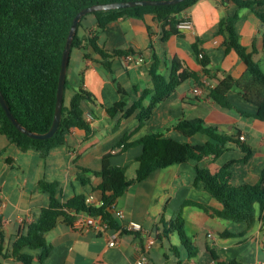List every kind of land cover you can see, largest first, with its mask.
I'll list each match as a JSON object with an SVG mask.
<instances>
[{"label":"crops","instance_id":"1","mask_svg":"<svg viewBox=\"0 0 264 264\" xmlns=\"http://www.w3.org/2000/svg\"><path fill=\"white\" fill-rule=\"evenodd\" d=\"M255 7L264 10V5ZM236 13L241 15L237 29L242 43L264 67V24L253 9L240 7L233 1L223 3L222 0H199L190 10L194 29H185L183 35L173 34L167 40L163 39L160 23L152 14L144 19L121 18L109 23L104 29L98 27L95 18H87V30H84L96 35L100 46L107 50L135 49L136 53L131 54L142 57L143 61L137 64L134 61L128 62L125 55L113 57L114 72L111 73L96 59L102 55L91 46L78 47L72 51L65 103L67 98L70 102L72 95L81 87L92 92L96 102L89 101L86 105L87 113L94 115L90 121L92 130L89 133L85 128L74 127L66 142L54 147L46 157L35 149H21L0 131V243L4 244L5 249L25 229L26 223L43 206L49 205L50 194L39 187L40 180H59L63 187V200L75 193L84 192L86 187L76 180L78 166L101 169L103 155L116 151L122 137L138 126L136 113L129 117H123V112L111 116L107 108L121 99L117 82L131 94L126 107L134 103L143 88L153 85L149 68L154 52L162 60L163 73L169 74L173 58L178 56L187 66L197 71L198 79L189 78L169 98L159 103L151 118L132 138L152 132H165L167 136L181 141L203 144L210 139L207 134L197 132L187 137L175 128L181 119L202 118L207 124L231 134H237L238 129H241L242 134L246 135L242 141L252 147L250 158L244 161L246 152L233 144L218 158L205 156L201 160L175 163L159 168L131 185L117 198L116 207L125 211L126 220L143 223L145 231L140 234L122 231L115 246L109 245L108 234L77 226L61 218L47 232V240L52 248L45 264H137L136 259L141 251L149 255L152 264H158L162 262L161 253L159 247L155 246L157 240L153 233L156 230L158 237L163 236L164 221L172 218L182 203L193 199L222 206L203 182L196 183L197 165L216 171L233 162L230 169L234 183L260 181L264 173V120L244 115L236 108L222 106L208 96V86L214 84L215 76L211 77L203 71L192 46L196 40L202 39L201 46L212 59L213 73L218 71L221 75L224 71L236 77L243 74L246 69L243 58L235 49L225 53L224 36L216 32L221 18ZM136 86L139 93L134 91ZM195 87H200L202 92L197 93ZM230 98L244 111L254 113L257 109L255 104L246 101L236 90L230 92ZM149 100L150 97H146L145 103ZM142 151L143 146L135 144L116 153L113 163L126 167L127 175L133 178L138 167L136 158ZM100 181L97 177L94 183L97 185ZM92 192L100 195L99 191ZM184 216L187 232L199 247V253L190 257L184 246L183 255L178 245H175L176 259L166 253L171 264H179V260L182 264H211L215 261L214 253L224 260L238 259L242 264H264V229L259 207L257 219L252 226L246 221H230L211 216L192 204L185 205ZM119 221L123 224V221ZM227 231L231 234H223ZM166 235L169 239L177 235L180 240L176 232ZM150 237L155 238L152 245L147 244ZM7 259L16 261L13 258ZM34 264H43L38 254Z\"/></svg>","mask_w":264,"mask_h":264},{"label":"trees","instance_id":"2","mask_svg":"<svg viewBox=\"0 0 264 264\" xmlns=\"http://www.w3.org/2000/svg\"><path fill=\"white\" fill-rule=\"evenodd\" d=\"M108 1L116 0H0V88L13 114L28 128L44 132L52 126L63 52L76 15L87 6ZM229 1L235 2L240 7L253 9L264 24V10L255 7L264 5V0H222L223 3ZM198 2L199 0H183L173 4L136 5L89 12L78 23L71 53L75 48L91 46L96 53L102 55L101 58L96 59L113 73V57H121L136 51L132 48L107 50L100 46L97 36L84 30H87L85 21L89 14L94 15L100 29L121 18L144 19L148 14H152L160 23L163 39L167 40L173 34H184L179 23L185 18L186 12ZM240 18L239 13L221 18L216 32L224 36L225 53L235 49L243 58L246 64L243 74L236 77L224 71L221 75L218 71L213 73L212 59L201 46L202 39L193 43V51L203 71L211 77L215 76L214 84L208 86V96L211 99L230 109L236 108L244 115L264 120V67L254 59L253 52L249 51L241 41L237 29ZM161 65L160 56L154 52L153 62L149 68L153 85L143 88L129 107L126 106L131 94L117 82L121 99L107 109L111 116L123 112V117H129L136 113L139 119L138 126L122 137L116 151H109L103 155L101 169L78 166L76 180L86 187L84 192L75 193L63 200V187L59 180L51 181L46 178L40 180L39 187L49 192L50 203L43 206L35 217L26 223L25 229H22L10 247L5 249L4 244L0 243V253L5 259L13 258L23 264H34L35 256L38 254L41 262L45 264V259L52 248V244L47 240V232L52 230L61 218L73 223L75 219L73 210L102 215L113 227H121L119 219L110 209L111 205L131 185L145 179L159 168L191 159L201 160L205 156L218 158L233 144L246 152L244 161L250 158L252 147L242 141L241 129H238L237 134H231L207 124L202 118L181 119L175 124V128L187 137L197 132L207 134L210 139L203 144L188 140L181 141L167 136L165 132H152L136 139L132 138L134 133L151 118L159 103L169 98L189 78L198 79L197 71L187 66L178 56L173 58L169 74L161 71ZM68 83L67 75L66 85ZM233 90L239 92L246 101L255 104L256 111L251 113L238 108L230 98V92ZM134 91L139 93V88L134 87ZM148 96L150 100L145 103ZM89 101L96 102V97L82 87L72 95L69 104L65 103L64 97L60 126L49 138H35L21 131L8 116L0 101V131L21 149H35L46 157L54 147L66 142L67 136L74 127H82L87 132H91L86 110ZM135 144H141L143 151L136 158L138 162L136 174L130 178L127 175V168L114 164L113 157ZM232 163L229 162L216 171L197 165L196 183L203 182L209 193L220 201L221 207L187 199L179 206L172 218L164 221L165 233L176 232L190 257L199 253V247L186 229L184 207L187 204L198 206L214 217L230 221H246L249 226L255 223L259 207L264 229V173L257 183L245 181L236 184L232 180L233 172L230 169ZM97 177L101 181L96 185L94 180ZM92 191L100 192L105 200L102 206L87 202V196ZM223 234L229 235L231 232L227 231ZM172 247L175 249L176 246L172 245ZM214 256L215 261L211 264H242L238 259L224 260L216 253ZM179 264H182L181 260Z\"/></svg>","mask_w":264,"mask_h":264},{"label":"built area","instance_id":"3","mask_svg":"<svg viewBox=\"0 0 264 264\" xmlns=\"http://www.w3.org/2000/svg\"><path fill=\"white\" fill-rule=\"evenodd\" d=\"M179 27L183 30H193L194 29V22L190 14V10L186 12L185 18L179 23ZM124 58L128 61H134L135 63L139 64L143 61L142 57H136L133 54H127ZM195 91L197 93H201L202 90L200 87H195ZM87 118L89 121L94 119V115L90 112L87 113ZM246 135L242 134L241 139H245ZM87 202L91 205L102 206L105 203L104 198L100 194L99 196L96 195L95 192L89 193L87 196ZM110 209L112 212L117 216V218L123 221L121 227L115 228L111 225V223L104 219L102 215H95L88 211H72V214L75 216L73 223L80 227H86L94 229L95 231L103 234H108L110 237L109 245L115 246L119 242L120 233L122 231H135V232H143L145 231V227L143 223L136 221V220H126V213L123 209L117 208L116 203L114 202ZM155 241L154 237H150L148 239V245H152ZM137 264H152L149 255L145 251H141L139 256L136 259Z\"/></svg>","mask_w":264,"mask_h":264},{"label":"water","instance_id":"4","mask_svg":"<svg viewBox=\"0 0 264 264\" xmlns=\"http://www.w3.org/2000/svg\"><path fill=\"white\" fill-rule=\"evenodd\" d=\"M180 1H183V0H116V1L95 3L93 5H90V6H87L81 9L74 19L72 28L70 30V33L67 39L66 47L63 52L62 68H61L60 79H59V88H58L55 116H54V120H53V123L50 129L44 132H39V131L32 130L28 128L27 126H25L13 114L5 95L2 89L0 88V101L3 107L5 108L8 116L11 118L14 124L21 131L28 134L29 136H32L35 138H49V137H52L56 133V131L58 130L60 126V122L63 116L64 94H65V88H66V80H67L68 66H69L70 57H71L73 39L77 31L78 23L85 14L89 12H93V11L104 10V9H116V8H122V7H132L136 5L173 4V3L180 2ZM0 264H5V263H3L0 260Z\"/></svg>","mask_w":264,"mask_h":264},{"label":"rangeland","instance_id":"5","mask_svg":"<svg viewBox=\"0 0 264 264\" xmlns=\"http://www.w3.org/2000/svg\"><path fill=\"white\" fill-rule=\"evenodd\" d=\"M94 18L95 17L93 14L88 15L89 20H92ZM75 49L77 50V48H75ZM66 102H67V104L69 103L68 98L66 99ZM164 228H165V225L163 224L162 231L164 230ZM48 235H49V233H48ZM153 235H154V237H156V240H157V243L155 244V246L159 247L160 253H161L162 262H158V264H171V261H169L167 258V254H169L172 257V259H176L174 249H171V246L173 245V243H174V245H178L180 250L183 252V255L185 254L184 245L181 243V241L179 240L177 235H175L174 237L171 236V239H169V237L166 235L165 231H163V236L158 237L156 230L154 231ZM162 243H164V246H162ZM0 260L2 262H5L6 264H23L20 261L14 262L13 260L5 259L1 253H0Z\"/></svg>","mask_w":264,"mask_h":264}]
</instances>
